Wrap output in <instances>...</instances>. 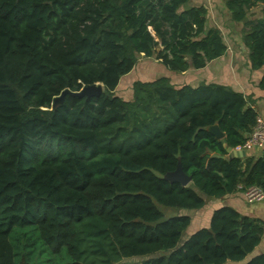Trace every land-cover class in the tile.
<instances>
[{"label": "trees", "instance_id": "obj_1", "mask_svg": "<svg viewBox=\"0 0 264 264\" xmlns=\"http://www.w3.org/2000/svg\"><path fill=\"white\" fill-rule=\"evenodd\" d=\"M189 2L0 0V264H264L263 222L233 207L188 233L209 198L264 190V150L245 162L227 151L257 123L249 97L170 75L135 80L131 100L118 94L141 56L181 74L225 54L207 8ZM258 4L263 16L244 35L254 70L264 67V0L227 1L235 21ZM97 83L101 96L53 107L64 90ZM179 159L188 186L164 178Z\"/></svg>", "mask_w": 264, "mask_h": 264}, {"label": "crops", "instance_id": "obj_2", "mask_svg": "<svg viewBox=\"0 0 264 264\" xmlns=\"http://www.w3.org/2000/svg\"><path fill=\"white\" fill-rule=\"evenodd\" d=\"M227 1L228 0H190L186 6L187 8L200 6L207 8L206 30L208 31L215 28L221 32L223 40L227 45L225 54L210 62L203 69L196 70L191 68L181 74L168 73L169 70L158 62L160 66L158 70H161V72L164 71V76L158 78L170 75L172 83L176 84V86L191 85L196 87L200 83L206 82L231 87L233 90L242 92L245 96L249 97L252 102L251 105L256 108L258 114L257 118L264 121V90L259 87L264 75V67L257 70L252 69L249 61L250 51L244 43L245 31L248 28L247 24L260 20L263 16L262 4L253 7L243 21H235L232 19L231 13L227 8ZM164 68L168 72H166ZM141 72H143V76H137ZM132 78H137L144 82L152 79L151 76L146 74V67L143 71L139 69L133 77L128 78L127 82L133 83L135 80L132 81ZM119 88L120 85L118 90ZM131 97H133L132 93ZM127 100H131V98H127ZM263 150L264 147H254L245 150L244 155L234 158H241L243 162H245L246 158L258 159L262 156ZM224 206L233 207L242 216L256 219L264 224V201L248 203L245 200L243 191L239 190L222 199L209 198L202 210L189 213L192 217V222L188 233L192 234L197 230L208 227L214 211ZM255 253H264V235Z\"/></svg>", "mask_w": 264, "mask_h": 264}, {"label": "water", "instance_id": "obj_3", "mask_svg": "<svg viewBox=\"0 0 264 264\" xmlns=\"http://www.w3.org/2000/svg\"><path fill=\"white\" fill-rule=\"evenodd\" d=\"M104 85L102 83H97L90 86L83 87L80 91H72L70 89H66L62 92L61 95L55 97L53 102V107H56L58 104H61L64 102L65 97L67 95L73 96V97H99L104 92ZM208 131L211 132L213 135H215L218 139H223L225 137V133L220 129L218 124H214L209 126ZM227 151L229 153V158L234 157H240V155L245 154V150H237L232 147H227ZM165 179L168 181L174 183H180L183 186H188L192 183V177L189 176L183 169L181 159H179L177 168L174 171L168 172L165 176Z\"/></svg>", "mask_w": 264, "mask_h": 264}, {"label": "rangeland", "instance_id": "obj_4", "mask_svg": "<svg viewBox=\"0 0 264 264\" xmlns=\"http://www.w3.org/2000/svg\"><path fill=\"white\" fill-rule=\"evenodd\" d=\"M139 59H140V62L138 63V66L135 67L136 70L134 69L132 71L133 74L131 73L132 74L131 76H128V77L124 78L122 80V83L120 84V88L118 90V94L120 96H122L124 99H127V98H129V99L131 98L132 99V97H131V93H132L131 90H132V84L133 83L132 82H127L128 78L129 77H133V75L137 71H139V69H141L143 71V69L145 67L147 68L148 63H150L151 66H152V67L149 66V67H151V75H149V76H151V78H152V76H154L153 78H158L160 76H164V71L161 72V70H158L160 68V66L158 64V61L155 58H150L149 59V58H146L144 56H141ZM156 70H158V71H156ZM166 72H168V71L166 70ZM168 73H172V72L169 71ZM137 76H143V72L139 73ZM165 76H168V75H165ZM132 79H133L132 81H134L137 78H132ZM137 80H140V79H137ZM166 213L167 214H171V216H172V215L178 214V211L175 210V209H168V210H166ZM183 214H186V213H183ZM187 234H185V237L184 238H186L188 236ZM155 258L156 257H154V256L141 257V258L140 257H137V258L136 257L135 258H129V259H125L121 264H149Z\"/></svg>", "mask_w": 264, "mask_h": 264}, {"label": "built area", "instance_id": "obj_5", "mask_svg": "<svg viewBox=\"0 0 264 264\" xmlns=\"http://www.w3.org/2000/svg\"><path fill=\"white\" fill-rule=\"evenodd\" d=\"M254 147H264V121L260 118H257V123L246 142L235 149L249 150ZM243 193L248 203L264 201V190L258 186H250Z\"/></svg>", "mask_w": 264, "mask_h": 264}]
</instances>
